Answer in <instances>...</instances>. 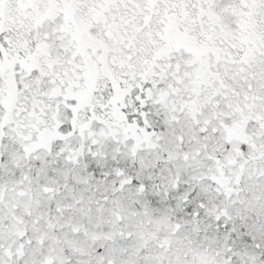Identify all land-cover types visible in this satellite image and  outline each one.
Segmentation results:
<instances>
[{"label":"snow or ice","instance_id":"1","mask_svg":"<svg viewBox=\"0 0 264 264\" xmlns=\"http://www.w3.org/2000/svg\"><path fill=\"white\" fill-rule=\"evenodd\" d=\"M0 264H264V0H0Z\"/></svg>","mask_w":264,"mask_h":264}]
</instances>
